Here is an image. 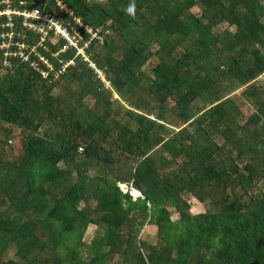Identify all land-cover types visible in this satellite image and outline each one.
Segmentation results:
<instances>
[{
	"label": "trees",
	"instance_id": "1",
	"mask_svg": "<svg viewBox=\"0 0 264 264\" xmlns=\"http://www.w3.org/2000/svg\"><path fill=\"white\" fill-rule=\"evenodd\" d=\"M11 2L71 33L79 19L114 36L90 40L84 60L59 52L66 41L52 44L50 32L38 50L55 70L73 65L48 81L22 63L0 76V132L13 139L0 158V264H264V4L135 0L129 14L132 0ZM152 56L160 61L147 75ZM62 79L66 100L51 93ZM241 87L249 116L229 96ZM188 197L208 210L191 214ZM144 223L156 227L155 244L139 238ZM89 225L97 233L87 244Z\"/></svg>",
	"mask_w": 264,
	"mask_h": 264
},
{
	"label": "built area",
	"instance_id": "2",
	"mask_svg": "<svg viewBox=\"0 0 264 264\" xmlns=\"http://www.w3.org/2000/svg\"><path fill=\"white\" fill-rule=\"evenodd\" d=\"M60 8H65L58 2ZM65 13L71 15L70 9L65 8ZM80 29L73 28L71 33L60 20L53 15L45 14L39 9H26L24 2H19V7L13 6L11 0H0V66L1 69H10L16 64H27L29 68L39 74L42 80H54L62 73L66 67L73 65L74 61L69 60L62 63L58 70H55L47 57L38 50L41 48L47 50L45 41L50 37L56 40L64 39L66 45L59 52H63L67 48H74L76 55L86 60L85 48L90 40H102L98 29L91 30V27L83 24L79 19H75ZM70 26V24H68ZM89 29H88V28ZM82 32L86 33L89 38L85 39ZM36 37V38H35ZM81 44V45H79ZM84 49V53L82 50ZM54 53L53 56H57ZM95 68L93 64H90ZM99 75L100 72L95 70ZM102 74V73H101ZM120 189L123 193L129 190V193L135 199L141 197L139 191L129 189L127 185L120 184Z\"/></svg>",
	"mask_w": 264,
	"mask_h": 264
},
{
	"label": "rangeland",
	"instance_id": "3",
	"mask_svg": "<svg viewBox=\"0 0 264 264\" xmlns=\"http://www.w3.org/2000/svg\"><path fill=\"white\" fill-rule=\"evenodd\" d=\"M260 2L264 4V0H260ZM191 12H193L195 14H198L199 13V8L197 6H194L191 9ZM62 21H64V20L62 19ZM226 28H227V25L224 23V24L218 25L214 29V31L221 32V31L225 30ZM91 30H93V28H91ZM230 30L233 31L234 28L233 27H230ZM101 31H103L104 34H105V35H103V34H101L102 32H99V35L102 37V40L104 38H106V39L109 40L110 37H113L114 36L113 33L111 31H109V30H106V31L101 30ZM96 40H98V39H96ZM57 41L58 40L54 39L53 37L50 38V42L52 44L53 43H56ZM99 42L101 43V40H99ZM98 46L99 45H97V47ZM82 53H84V49L82 50ZM84 56H85V53H84ZM89 58H90L89 56L88 57L86 56V60H88ZM159 61L160 60L156 56H152L149 59V61L146 63V65L143 67V72L146 73L147 75H151V69L155 65H157L159 63ZM97 71L100 72L99 75H98L100 77V79H102L104 81L103 73L100 70H97ZM7 72H8V70L1 69L0 70V76H3ZM64 81L65 80L62 79L59 82H57L56 85L53 86V89H52V92L51 93L54 96H59V97L64 98V100H66V98L69 99V97H68V92L66 90L67 83H65ZM256 84L264 87V74H262L261 76L258 77V79L256 80ZM106 85L110 86V83L108 81H106ZM70 88L73 91L77 87H76L75 84H71L70 85ZM244 89H245V87L238 88L235 92H232L229 96H231V98H233L236 101V103L240 107V110L244 114V116H249V114H251L254 111V107L251 106L249 104V102L246 101L244 99V97L242 96V91ZM117 98H118V96L114 92L113 93V96H112V101H114L113 102V105H114L115 109H117V105H116ZM84 102L86 104H88L89 106H92L93 99L90 98V97H86V98H84ZM171 104L172 103H170L169 105L171 106ZM201 106H202L201 101H199V100H195L194 101V103H193L194 110L199 109ZM122 115H123L122 112L120 114H118V115H117V113L116 114H113L112 117H110V120L112 121V120L120 119L122 117ZM169 118L172 121V124H174V125H180L178 122L174 121V117L173 116L169 115ZM16 133H17V131H15V134ZM12 140L9 139L10 142L8 141L6 143L5 142L4 134L0 132V158L1 157H6V156H8V157L10 156V146L13 145V141ZM100 166L103 167L104 165H100ZM117 167H118V165H116V164H113V165L112 164H108L106 166L105 170H110V171L116 172L117 171ZM126 169L127 168H124V167H121L120 168V170H122L123 173L125 172ZM90 174L91 175H95V174H97V172H96V170H91L90 171ZM185 199H187V202L190 204L189 212L191 214L204 213L205 211L208 210V206H206L205 203H200V202H198L197 200H195L192 197H188V198H185ZM169 210L171 212V218H172V220H177L178 219V216L175 213L174 209L173 208H169ZM96 233H97V227L95 225H89L87 227V230H86L85 234H84L83 241L85 243L89 244L91 242L93 236ZM139 238L144 239V240H146V241H148V242H150L152 244H155V242H156V227L153 226L152 224L144 223L143 226L140 228ZM70 246L72 247V245H70ZM78 252H79L80 255H82L84 257L87 255V251H86V249L84 247H80V250ZM8 258H10V257H8ZM108 264H115V260L114 261H110Z\"/></svg>",
	"mask_w": 264,
	"mask_h": 264
},
{
	"label": "clouds",
	"instance_id": "4",
	"mask_svg": "<svg viewBox=\"0 0 264 264\" xmlns=\"http://www.w3.org/2000/svg\"><path fill=\"white\" fill-rule=\"evenodd\" d=\"M127 12L129 13V14H134V12H135V0H132V3H130L129 5H128V7H127ZM121 184H124V183H121ZM126 185V184H125ZM128 187V186H127ZM129 188V187H128ZM129 189H133V190H136V189H134V188H132V187H130ZM138 191V190H137ZM126 193V192H125ZM127 193H129V190L127 191ZM130 194V193H129ZM141 194V193H140ZM131 195V194H130ZM132 196V195H131ZM132 198H133V196H132ZM136 198H138V197H136ZM135 198V199H136ZM134 199V198H133Z\"/></svg>",
	"mask_w": 264,
	"mask_h": 264
}]
</instances>
